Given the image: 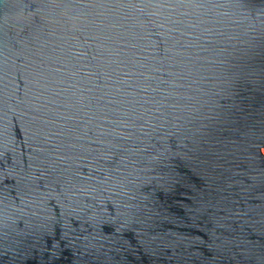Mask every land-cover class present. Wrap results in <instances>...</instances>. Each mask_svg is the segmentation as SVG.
I'll use <instances>...</instances> for the list:
<instances>
[{
    "label": "water",
    "instance_id": "95a60500",
    "mask_svg": "<svg viewBox=\"0 0 264 264\" xmlns=\"http://www.w3.org/2000/svg\"><path fill=\"white\" fill-rule=\"evenodd\" d=\"M0 264H264V0H0Z\"/></svg>",
    "mask_w": 264,
    "mask_h": 264
}]
</instances>
